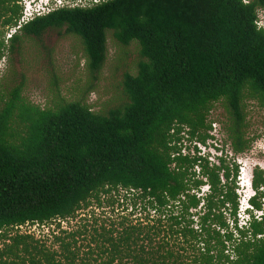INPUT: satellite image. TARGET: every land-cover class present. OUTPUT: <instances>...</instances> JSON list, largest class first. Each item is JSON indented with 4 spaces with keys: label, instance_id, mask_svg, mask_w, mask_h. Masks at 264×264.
<instances>
[{
    "label": "trees",
    "instance_id": "obj_1",
    "mask_svg": "<svg viewBox=\"0 0 264 264\" xmlns=\"http://www.w3.org/2000/svg\"><path fill=\"white\" fill-rule=\"evenodd\" d=\"M23 3L0 0V62L24 38L63 29L94 76L108 32L137 44L141 61L107 113L64 99L42 109L22 85L3 102L0 264H264V170L253 173L260 216L243 226L236 159L251 150L245 101L264 104V0H88L37 15L7 39ZM218 102L235 156L214 164L182 142L213 139ZM36 226L47 233L22 231Z\"/></svg>",
    "mask_w": 264,
    "mask_h": 264
},
{
    "label": "rangeland",
    "instance_id": "obj_2",
    "mask_svg": "<svg viewBox=\"0 0 264 264\" xmlns=\"http://www.w3.org/2000/svg\"><path fill=\"white\" fill-rule=\"evenodd\" d=\"M24 9L30 6L34 13L43 12L41 0H24ZM45 6V5H44ZM13 35L11 30L7 35ZM141 61L137 44L123 47L108 32V56L103 69L94 76L88 69L84 47L80 40L66 33V30H50L41 38H24L20 48L6 51L0 62V109L14 91L23 86V98L42 109L54 107L61 99L82 101L96 113H107L121 105L124 100L123 80L127 73L135 75ZM246 137L251 150L237 156L240 167L238 177L240 224H248L249 217L244 210V200L240 197V183L253 180L254 170H264V104L259 99L245 101ZM209 121L213 122L206 145L190 141L187 137L182 144L185 153L191 152L203 156L211 163H218L220 158L229 162L235 154L225 133L228 113L223 102L213 106ZM243 171V172H242ZM241 177V178H240ZM260 216V214H258ZM45 227L23 228L39 237Z\"/></svg>",
    "mask_w": 264,
    "mask_h": 264
},
{
    "label": "built area",
    "instance_id": "obj_3",
    "mask_svg": "<svg viewBox=\"0 0 264 264\" xmlns=\"http://www.w3.org/2000/svg\"><path fill=\"white\" fill-rule=\"evenodd\" d=\"M41 1L45 6L43 5V10H42L43 12H38L37 15L47 14L57 9L64 8V7L73 8V7H78V6H84V5H80V3H86L88 0H79L78 1L79 3H74L73 2L74 0H41ZM89 1L92 2L93 4L100 3V0H89ZM250 2L251 0H244L245 4H249ZM35 15L36 13H34V10L30 6H28L25 9L24 15L21 21L19 22L18 26L12 29L11 33L15 34L23 25L33 20ZM256 24L259 29H264V11L263 10H260L258 12V21Z\"/></svg>",
    "mask_w": 264,
    "mask_h": 264
},
{
    "label": "clouds",
    "instance_id": "obj_4",
    "mask_svg": "<svg viewBox=\"0 0 264 264\" xmlns=\"http://www.w3.org/2000/svg\"><path fill=\"white\" fill-rule=\"evenodd\" d=\"M35 16H37V14ZM240 175H241V173H240ZM240 187H241V190H242V194H240V197L244 200V198H243V191L244 190L242 189V183H240ZM247 194H248V196H247L246 200L244 201V210H243V212L248 215L247 217H249V220H250L251 215L252 214L256 215V213H257L255 211V209L253 208V205L251 203V201L256 197V192H255V190L253 188V180H248ZM246 204H247V210L245 211V205ZM257 214H260V212L257 213Z\"/></svg>",
    "mask_w": 264,
    "mask_h": 264
}]
</instances>
